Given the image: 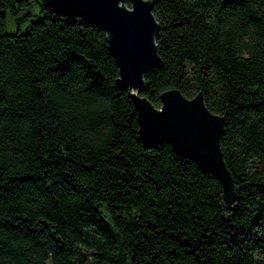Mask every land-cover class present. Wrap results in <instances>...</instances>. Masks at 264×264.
Returning <instances> with one entry per match:
<instances>
[{
	"label": "trees",
	"instance_id": "trees-1",
	"mask_svg": "<svg viewBox=\"0 0 264 264\" xmlns=\"http://www.w3.org/2000/svg\"><path fill=\"white\" fill-rule=\"evenodd\" d=\"M155 105L176 87L224 116L236 199L145 146L106 31L0 0V264H264V0H152Z\"/></svg>",
	"mask_w": 264,
	"mask_h": 264
},
{
	"label": "water",
	"instance_id": "water-1",
	"mask_svg": "<svg viewBox=\"0 0 264 264\" xmlns=\"http://www.w3.org/2000/svg\"><path fill=\"white\" fill-rule=\"evenodd\" d=\"M60 14H77L99 24L106 31L108 48L118 66L116 84L131 88L138 133L145 146L166 141L200 168L212 171L220 180L223 200L236 199L233 176L220 144L224 116L206 105L203 92L184 95L173 87L160 92L155 105L141 91L144 72L160 59L155 32L159 23L152 0H46Z\"/></svg>",
	"mask_w": 264,
	"mask_h": 264
},
{
	"label": "rangeland",
	"instance_id": "rangeland-1",
	"mask_svg": "<svg viewBox=\"0 0 264 264\" xmlns=\"http://www.w3.org/2000/svg\"><path fill=\"white\" fill-rule=\"evenodd\" d=\"M47 264H51L49 261H47Z\"/></svg>",
	"mask_w": 264,
	"mask_h": 264
}]
</instances>
